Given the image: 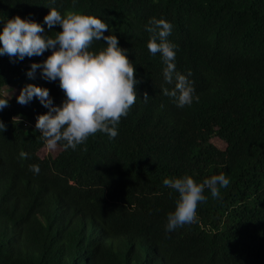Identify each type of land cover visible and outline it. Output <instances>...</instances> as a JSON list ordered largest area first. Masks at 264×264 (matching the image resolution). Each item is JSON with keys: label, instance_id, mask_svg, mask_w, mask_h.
<instances>
[{"label": "trees", "instance_id": "16d2710c", "mask_svg": "<svg viewBox=\"0 0 264 264\" xmlns=\"http://www.w3.org/2000/svg\"><path fill=\"white\" fill-rule=\"evenodd\" d=\"M49 6L109 24L134 64L137 99L115 138L97 132L53 151L16 123L47 109L35 97L9 99L0 111V264H264V0H0V20L44 27ZM151 17L173 26L176 70L191 73L198 96L190 106L161 91L172 85L146 47ZM49 54L0 56V90ZM32 81L53 103L63 99L39 70ZM221 171L230 180L222 198L205 190L197 220L166 232L176 194L163 179L187 173L199 182Z\"/></svg>", "mask_w": 264, "mask_h": 264}, {"label": "clouds", "instance_id": "9594fccd", "mask_svg": "<svg viewBox=\"0 0 264 264\" xmlns=\"http://www.w3.org/2000/svg\"><path fill=\"white\" fill-rule=\"evenodd\" d=\"M75 2L73 0V4ZM47 8L44 27L18 15L0 20V56L7 55L15 62L42 56L50 50L42 61L30 63L26 76L35 79L39 70L41 79L58 83L64 97L57 105L46 87L26 83L16 95V101L23 105L35 97L47 109L36 116L34 127L49 151L58 146L75 150L97 132L106 134L109 139L115 138L121 117L127 115L137 99L134 86L138 80L134 77V64L127 57L128 49L119 46L117 36L109 33V24L100 17L75 10L62 14L56 7ZM56 25L60 30L52 31ZM172 27L171 22L162 17L149 18L145 25V31L150 34L146 47L153 55L159 53L163 79L172 85L161 89L163 95L173 98L176 106L183 108L198 100V96L188 78L191 73L186 75L176 70L178 46L168 39ZM101 39L103 46L93 47L94 42ZM148 98L145 93L143 100L147 102ZM8 102L9 94L0 95V111ZM4 129L5 124L0 121V132ZM19 156L25 158L28 153L21 151ZM30 170L38 174L39 165H30ZM162 183L176 194L174 208L166 214L165 231L171 232L197 220L198 204L207 200L205 190L219 200L222 198L220 190L226 188L230 180L221 171L199 182L185 173L165 177Z\"/></svg>", "mask_w": 264, "mask_h": 264}, {"label": "rangeland", "instance_id": "374dc122", "mask_svg": "<svg viewBox=\"0 0 264 264\" xmlns=\"http://www.w3.org/2000/svg\"><path fill=\"white\" fill-rule=\"evenodd\" d=\"M26 83L34 84L32 79L26 78V79L13 83L10 87L2 88L0 90V94L1 95L9 94V99L13 98L18 94L20 88L23 87ZM16 123H18L20 126H23L25 130L29 132L30 134H37L39 132V130L35 129L33 121L18 117L16 118Z\"/></svg>", "mask_w": 264, "mask_h": 264}]
</instances>
